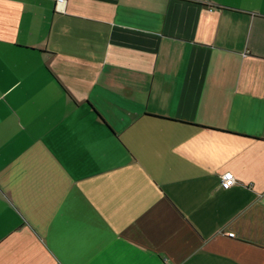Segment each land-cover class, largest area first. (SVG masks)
Returning <instances> with one entry per match:
<instances>
[{
    "label": "crops",
    "instance_id": "obj_1",
    "mask_svg": "<svg viewBox=\"0 0 264 264\" xmlns=\"http://www.w3.org/2000/svg\"><path fill=\"white\" fill-rule=\"evenodd\" d=\"M0 264H264V0H0Z\"/></svg>",
    "mask_w": 264,
    "mask_h": 264
},
{
    "label": "built area",
    "instance_id": "obj_2",
    "mask_svg": "<svg viewBox=\"0 0 264 264\" xmlns=\"http://www.w3.org/2000/svg\"><path fill=\"white\" fill-rule=\"evenodd\" d=\"M56 8L58 10H64L66 0H55ZM234 176L230 171L223 172L220 176V186L223 189H227L234 183ZM229 236H233V233H228Z\"/></svg>",
    "mask_w": 264,
    "mask_h": 264
}]
</instances>
